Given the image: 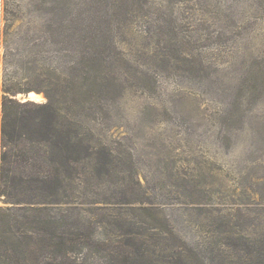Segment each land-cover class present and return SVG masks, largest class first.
Here are the masks:
<instances>
[{"label": "rangeland", "instance_id": "rangeland-1", "mask_svg": "<svg viewBox=\"0 0 264 264\" xmlns=\"http://www.w3.org/2000/svg\"><path fill=\"white\" fill-rule=\"evenodd\" d=\"M103 1L4 0L2 102L84 107L72 127L117 149L192 264H264V0H143L123 26Z\"/></svg>", "mask_w": 264, "mask_h": 264}, {"label": "trees", "instance_id": "trees-1", "mask_svg": "<svg viewBox=\"0 0 264 264\" xmlns=\"http://www.w3.org/2000/svg\"><path fill=\"white\" fill-rule=\"evenodd\" d=\"M98 5L108 26L126 25L144 12L143 0ZM122 73L129 76L126 68ZM100 79L95 75L91 87L102 94ZM33 91L40 89L11 86L2 102L0 196L13 205L0 207V264H87L91 254L105 264H192L188 248L161 224L155 207L134 198L141 182L117 149L72 127L85 108L60 107L49 92L45 104L13 98ZM56 92L69 99L62 87ZM76 93L89 99L88 90Z\"/></svg>", "mask_w": 264, "mask_h": 264}, {"label": "crops", "instance_id": "crops-1", "mask_svg": "<svg viewBox=\"0 0 264 264\" xmlns=\"http://www.w3.org/2000/svg\"><path fill=\"white\" fill-rule=\"evenodd\" d=\"M3 27H4V0H0V75L3 59ZM1 127H2V96L0 94V157H1Z\"/></svg>", "mask_w": 264, "mask_h": 264}, {"label": "bare ground", "instance_id": "bare-ground-1", "mask_svg": "<svg viewBox=\"0 0 264 264\" xmlns=\"http://www.w3.org/2000/svg\"><path fill=\"white\" fill-rule=\"evenodd\" d=\"M31 97L33 100H38V101L41 100V98L34 93H31Z\"/></svg>", "mask_w": 264, "mask_h": 264}, {"label": "water", "instance_id": "water-1", "mask_svg": "<svg viewBox=\"0 0 264 264\" xmlns=\"http://www.w3.org/2000/svg\"><path fill=\"white\" fill-rule=\"evenodd\" d=\"M24 98L26 99V101L30 100L31 93H28V94L24 95Z\"/></svg>", "mask_w": 264, "mask_h": 264}]
</instances>
